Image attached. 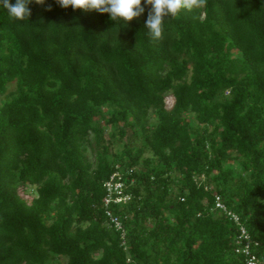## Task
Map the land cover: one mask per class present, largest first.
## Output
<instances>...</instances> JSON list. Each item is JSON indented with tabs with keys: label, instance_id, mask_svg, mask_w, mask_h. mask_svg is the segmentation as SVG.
<instances>
[{
	"label": "trees",
	"instance_id": "1",
	"mask_svg": "<svg viewBox=\"0 0 264 264\" xmlns=\"http://www.w3.org/2000/svg\"><path fill=\"white\" fill-rule=\"evenodd\" d=\"M142 6L0 0V264H246L216 196L264 264V0L182 10L160 42Z\"/></svg>",
	"mask_w": 264,
	"mask_h": 264
},
{
	"label": "clouds",
	"instance_id": "2",
	"mask_svg": "<svg viewBox=\"0 0 264 264\" xmlns=\"http://www.w3.org/2000/svg\"><path fill=\"white\" fill-rule=\"evenodd\" d=\"M30 2L31 0H16L13 5L10 0H2L9 17L17 20L31 15L28 7ZM36 3L42 4L44 0H36ZM56 3L64 9L71 7L73 10L107 13L112 21L119 19L128 22L145 12L142 0H56ZM144 3L151 6L145 21L147 35L153 42H160L163 39L165 17L175 18L182 10L200 9L207 4V0H144Z\"/></svg>",
	"mask_w": 264,
	"mask_h": 264
},
{
	"label": "built area",
	"instance_id": "3",
	"mask_svg": "<svg viewBox=\"0 0 264 264\" xmlns=\"http://www.w3.org/2000/svg\"><path fill=\"white\" fill-rule=\"evenodd\" d=\"M123 182L121 176L118 172H113L109 179L105 182V196L103 199V204L106 207L105 213L113 223L114 227L122 231V237L124 234L123 226L120 220L113 215V213L108 209L111 204L125 202L128 199V195H122ZM215 206L221 210L225 215L233 221L239 229V234L237 235L236 243L238 244L236 252L240 251L244 254L246 264H258L257 257L252 253L250 249V238L242 225L240 217L237 213L232 210H229L226 205L221 201L219 196L215 197ZM122 244L125 245V241H122Z\"/></svg>",
	"mask_w": 264,
	"mask_h": 264
},
{
	"label": "rangeland",
	"instance_id": "4",
	"mask_svg": "<svg viewBox=\"0 0 264 264\" xmlns=\"http://www.w3.org/2000/svg\"><path fill=\"white\" fill-rule=\"evenodd\" d=\"M14 87H15L14 83H10V84L8 85L7 91L9 92V91L13 90ZM3 99H4V97H3V96H0V103H2ZM129 139H130V137L127 136V137L124 138V141H129ZM116 147H117V143H114L112 150H115ZM87 155H88L89 159H92V155H91L90 150L87 151ZM28 195H29L30 197H31V196H35V192H34L33 190H31V191H30V194H28Z\"/></svg>",
	"mask_w": 264,
	"mask_h": 264
}]
</instances>
